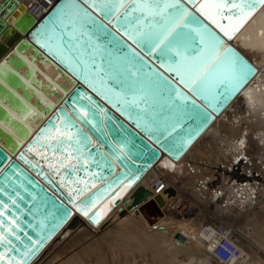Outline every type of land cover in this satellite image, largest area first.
Segmentation results:
<instances>
[{"label": "water", "instance_id": "water-1", "mask_svg": "<svg viewBox=\"0 0 264 264\" xmlns=\"http://www.w3.org/2000/svg\"><path fill=\"white\" fill-rule=\"evenodd\" d=\"M179 2L195 17V21L209 28L251 70L243 85L231 93L226 101L218 103L215 110L180 83L174 73L166 70L164 65L168 61L158 51L150 53L147 44L137 45L122 35L84 0H75V3L107 29L108 34L91 30L93 41L103 46L101 55L105 67L111 61L115 70L122 71L130 64L134 71H138L140 80L149 87L151 93V104L147 111L124 105L112 92H106L91 74L86 78L83 65L73 63L70 68L68 61H61L55 52L43 46L44 36L41 34L52 27L61 9L71 11L69 0L54 1L38 18L21 7L17 10L16 7L11 8L9 0H0V7L4 10L0 14V123L11 131L0 125V201L3 202L0 203V211L7 217H0V220L4 221L6 227L12 226L10 222L15 221L21 229L16 233L20 240L9 237L19 251L13 249L7 252L8 256L16 257L17 264H30L74 211L85 216L91 224L99 223L103 218L98 209L101 201L105 198L117 200L119 196L116 193L121 186L128 185L130 189L157 161L159 164L165 157L178 160L256 75L254 63L230 43L219 29L205 20L193 5L185 3V0ZM260 6L255 8L252 15ZM195 21H189L186 31L199 27ZM131 23L135 24V21ZM221 23L227 25L228 22L222 20ZM19 33H25V36L20 37ZM192 35L195 36V33ZM79 51L84 53L85 59L91 58L87 37ZM77 54L73 50L66 56L74 60ZM34 64L50 66L56 77L68 80L71 84L56 104L44 99L39 89L45 94L54 95L56 100L57 90L63 91L37 73ZM21 68H24L22 73ZM36 74L43 76L46 86H41ZM156 74L168 83L159 81ZM89 79L92 84L88 82ZM47 83L51 85L49 89ZM107 87L115 92L121 91L113 82H109ZM16 88L19 89L18 94L15 93ZM123 90L129 91L128 86L125 85ZM175 90L183 93L188 100L176 99L170 103L169 97L175 96ZM31 95L33 101L29 105ZM105 97H110L111 102ZM180 104H184L191 118L177 113L175 105ZM201 108L210 119L203 115ZM81 112L86 113L87 118ZM177 120L181 123L175 131H171ZM23 122H29L33 130L30 131ZM65 123L80 140V152L74 154L72 159H66L67 148L61 152L50 147L54 141L45 139L41 132L42 129L54 132L57 127L64 128ZM30 147L37 151L39 158L28 150ZM76 155L80 157L78 164ZM43 161L48 165L44 166ZM49 164L53 167H49ZM73 165H77L75 169H72ZM167 166L171 168L174 165L169 163ZM84 183L88 184L87 190L73 203L69 189L83 188ZM165 191L169 195L174 194L173 187H167ZM150 194L148 189L138 185L132 192L131 207ZM4 204L7 208H4ZM78 207L84 208L88 214L78 211ZM97 213L99 217L94 223L93 217ZM177 237L183 238L179 234ZM32 241L37 243L33 244ZM24 244H28L31 251L25 249ZM25 252L26 257L21 255Z\"/></svg>", "mask_w": 264, "mask_h": 264}, {"label": "bare ground", "instance_id": "bare-ground-1", "mask_svg": "<svg viewBox=\"0 0 264 264\" xmlns=\"http://www.w3.org/2000/svg\"><path fill=\"white\" fill-rule=\"evenodd\" d=\"M9 1L12 3L11 8L16 7L17 10L21 7L30 14L32 8H36L31 15L38 18L56 0H48V4L47 0ZM3 12L0 7V14ZM259 32L262 33L257 37ZM19 36L23 37L25 33H19ZM229 42L254 63L257 73L252 80L178 160L165 157L159 164L157 161L130 189L128 185L121 186L116 193V196H119L117 200L105 198L101 201L98 209L103 218L97 224L89 223L85 216L74 211L30 264H94L96 260V264H103L105 257L102 256L101 250L107 246L115 258L110 264H264V198L260 199L262 212L258 221H253L246 210L248 206L240 203L242 200L247 202L252 199L250 196L255 194L264 195V172L256 170L262 175L261 179H256L253 175L248 177L251 172L246 171L248 165H235V162H240L239 159L243 157L242 152L245 156L249 153L248 149H251L250 153L260 156L264 151V146H260L259 141L253 138L254 134L264 140V5L239 28ZM34 66L37 73L63 91L57 90L56 100L54 95L48 92L45 94L39 89L44 99L56 104L70 89L71 84L68 80L56 77L50 66ZM23 69H20L21 73ZM40 75L35 76L40 79L42 87L46 86V80ZM48 85L49 89L51 85ZM18 92L19 89L16 88L15 93ZM30 98L29 105L33 101L32 95ZM35 111L38 112L36 108ZM238 116L242 120L250 119L247 126L243 123L246 126L243 130L249 135L242 134V127L234 126L236 122L233 120H238ZM23 123L30 131L33 130L29 122ZM0 125L11 132L2 123ZM246 145L247 149L244 148ZM30 152L39 158L34 148ZM207 160L211 163H205L203 169L199 162ZM169 163L174 166L168 168ZM42 164L48 165L45 161ZM259 166L253 168L258 169ZM230 175L236 179L234 183H230ZM172 177L174 180H171ZM196 180L201 182H197V185ZM246 183L252 185L248 186ZM138 185L144 186L151 194L131 207L132 192ZM258 185L260 191L252 192ZM167 187L174 188L173 195L165 191ZM247 225L252 226V233L243 229ZM205 228L208 230L207 234L222 231L229 233L241 250L239 258L230 263H222L212 256L205 246L204 238L210 235L205 233ZM71 231L75 239L82 244L89 237H93V241L87 245L91 248L81 249L79 253L70 255L68 260L59 259V262L57 258L64 255L68 246H73L71 243H62ZM177 234L183 238H178ZM211 238L214 239L212 235ZM72 239L70 242L74 241Z\"/></svg>", "mask_w": 264, "mask_h": 264}, {"label": "snow or ice", "instance_id": "snow-or-ice-1", "mask_svg": "<svg viewBox=\"0 0 264 264\" xmlns=\"http://www.w3.org/2000/svg\"><path fill=\"white\" fill-rule=\"evenodd\" d=\"M84 2L137 45L147 44V51L150 53L158 51L159 55L168 61L164 65L166 70L174 73L180 83L203 99L213 110L218 103L226 101L231 93L243 85L251 71L236 57L232 49L224 46L218 36L206 26L199 24V21H195V17L179 0H84ZM69 3L71 11L67 8L61 9L54 18L52 27L41 34L44 36L43 46L55 52L61 61H68L70 68L73 63L83 65L86 78L91 74L106 92H112L124 105L147 111L151 104V93L149 87L140 80L138 71H134L130 64L122 71L115 70L111 61H108L106 68L101 55L103 46L93 41L91 30L96 29L108 34L107 29L87 10L76 4L75 0H69ZM185 3L193 5L205 20L231 39L255 8L264 5V0H185ZM133 20L135 24L131 23ZM190 20L195 21L199 27L186 31ZM222 20H226L227 25L221 23ZM193 32L195 36L192 35ZM85 37L88 48L91 49L90 59H85L84 53L79 51L80 46L85 43ZM73 50L78 53L74 60L71 56H66V53H71ZM98 56L101 59L98 60ZM159 81L168 83L162 76H159ZM88 82L92 84L91 79ZM109 82L120 87L121 91L115 92L112 88H108ZM125 85L129 88L127 92L123 90ZM105 98L111 102L110 97ZM176 99L188 100L179 90H175L174 97H169L170 103H174ZM175 107L178 114L189 115L191 118L184 104ZM200 111L210 119L202 108ZM81 115L87 118L86 113L81 112ZM180 123L181 121L177 120L172 125L171 131H175ZM41 132L45 139L54 141L49 145L50 147L61 152L67 148L66 159H72L74 154L80 152L78 147L80 140L76 138L77 134L71 131L67 123L64 128L57 127L54 132L49 129H42ZM168 134L170 135L171 132ZM39 140L40 137L37 138V142ZM28 150L32 151L31 147ZM75 158L78 164L79 155ZM76 166L73 165L72 169ZM49 167L53 165L49 164ZM87 188L88 184L84 183L83 188L69 189L73 203ZM4 208H7L6 204ZM77 210L83 211L85 215L88 214L82 207H78ZM0 217L7 219L3 211H0ZM98 217L99 213L93 217L94 223L97 222ZM10 224L12 226L6 227L4 221L0 220V249H5L0 251L2 264H17L16 257L8 256L7 252L16 249V245L9 237L20 240V236L16 233L21 229L15 221ZM24 235L28 236L27 233ZM32 243L36 244L37 241ZM24 248L31 251L28 244H24ZM21 255L26 257L27 252Z\"/></svg>", "mask_w": 264, "mask_h": 264}, {"label": "rangeland", "instance_id": "rangeland-1", "mask_svg": "<svg viewBox=\"0 0 264 264\" xmlns=\"http://www.w3.org/2000/svg\"><path fill=\"white\" fill-rule=\"evenodd\" d=\"M245 114H247V113H245ZM245 116V115H244ZM239 117V116H238ZM240 117H242V115L240 116ZM240 117L238 118V120L237 119H234L233 120V122H236V124L234 125V126H236L237 128H239V127H242V134L243 135H247V133L248 132H246V131H244L243 130V128H246V126H247V121L248 122H250V119H248V118H246V119H243L242 120V118L240 119ZM239 120H240V122H239ZM246 120V121H245ZM238 122V123H237ZM246 125H244V124ZM239 124V125H238ZM241 124V125H240ZM244 131V132H243ZM248 135H249V133H248ZM253 138H256L259 142V145L260 146H264V140H261L260 138H262V137H259V136H257V135H254L253 134ZM214 139H215V137H214ZM261 140V141H260ZM236 141V139L234 140V142ZM215 145H216V142L214 143ZM227 145V144H226ZM248 148V146L246 145V146H244V148ZM246 148V149H247ZM250 150L251 149H248V151H249V153L245 156L244 155V153L242 152V154H241V157L242 158H240L239 160H240V162H235V165H237L238 167H240V166H242V165H245V166H249L248 167V169H246V171H251L249 174H248V177H250L251 175H253V177H255L256 179H261L262 178V175L260 174L259 175V173H257L256 172V170H258L260 173L261 172H264V151L263 152H261V155L262 156H260V155H254V154H252V153H250ZM219 156H220V153L218 154ZM253 157V158H252ZM201 158V157H200ZM204 158H206V156L204 157ZM202 160V159H201ZM200 164H201V166H202V168L204 169L205 168V163L207 164V165H209L211 162H210V160H207V162L205 161H200L199 162ZM203 163V164H202ZM250 164V165H249ZM204 165V166H203ZM260 165V166H259ZM256 166H259V168L258 169H255V168H253V167H256ZM189 167V166H188ZM214 170V169H213ZM240 172V171H239ZM214 173H216V169H215V171H214ZM259 177V178H258ZM229 179H230V183H234V181L236 180L235 178H233V175H230L229 176ZM171 180H174V177H172L171 178ZM197 182H201L200 180H196L195 181V183L198 185L199 183H197ZM247 185L248 184H250V185H252L251 183H246ZM249 186V185H248ZM209 188H210V186H209ZM208 187H207V189H209ZM256 189H255V191L253 190L252 192H254V193H256L257 191H260V187H259V185H258V187L256 186L255 187ZM259 189V190H258ZM214 192V191H213ZM248 194V193H247ZM260 194L258 193V194H255V195H253V196H250V198H252V199H249V200H247V202L245 201V203H244V201L242 200V201H240V203H242V205H244V206H248L247 208H246V210L248 211V215H250L249 217L254 221L255 219H257L256 221H258L259 219H260V216H261V212H262V208L260 207V205H259V203L261 202V200L264 198V195L262 194V195H260ZM255 197V198H254ZM263 197V198H262ZM261 199V200H260ZM253 202V203H252ZM255 204V205H254ZM258 204V205H257ZM194 208H195V205L193 206ZM192 207V208H193ZM153 210V209H152ZM148 211H151V210H148ZM194 212H196V210H194ZM252 215V216H251ZM190 216H193V215H190ZM254 217V218H253ZM145 218V217H144ZM199 219V218H198ZM147 221V220H146ZM240 221V219L238 220V222ZM246 220H244V224L246 223L245 222ZM148 222V221H147ZM117 224V223H116ZM238 224V223H237ZM248 226H250V227H248ZM243 229H245V231H247L248 230V233H252V226L251 225H247L246 227L244 226V228ZM247 229V230H246ZM251 229V230H250ZM72 237H73V239H74V241L72 242H70V240L72 239ZM72 239V240H73ZM69 241V242H68ZM90 241H93V237H89V239L88 240H85V241H83V244H82V242L80 243V241L78 240V239H75V237H74V233L71 231L69 234H67L66 235V237L62 240V243H71L73 246L72 247H70V246H68L67 247V249H66V251H65V253H64V255L62 256V257H59V258H57V261H59V262H61V261H66V260H68L69 259V256L70 255H73V254H75L76 252H78L79 253V251L82 249V250H86L87 248H91V247H87V245L89 244L88 242H90ZM103 242V241H102ZM104 243V242H103ZM104 244H106V242L104 243ZM253 250H254V248H253ZM262 250V249H261ZM102 256L103 257H105L104 258V262H103V264H110V263H113V259H115L114 257H113V254H112V252L108 249V246L107 247H104V248H102ZM179 258H182L183 259V257L182 256H179ZM59 259H61V261L59 260ZM94 260H96L95 259V257H94ZM159 261V260H158ZM96 262H97V260L94 262V264H96ZM106 262V263H105Z\"/></svg>", "mask_w": 264, "mask_h": 264}, {"label": "built area", "instance_id": "built-area-1", "mask_svg": "<svg viewBox=\"0 0 264 264\" xmlns=\"http://www.w3.org/2000/svg\"><path fill=\"white\" fill-rule=\"evenodd\" d=\"M48 0L46 4H48ZM36 8H32V13L35 12ZM31 13V14H32ZM207 229L205 228V233L207 234ZM204 233V234H205ZM210 233V235H208ZM205 237V246L207 247L209 253L220 260L222 263H230L233 260L239 258L241 255V250L235 241L232 240V236L226 232L214 233L209 232ZM214 237L210 239V237ZM216 237V238H215Z\"/></svg>", "mask_w": 264, "mask_h": 264}]
</instances>
